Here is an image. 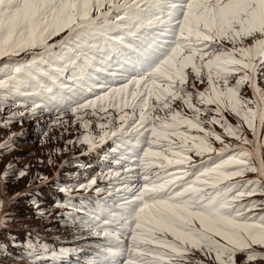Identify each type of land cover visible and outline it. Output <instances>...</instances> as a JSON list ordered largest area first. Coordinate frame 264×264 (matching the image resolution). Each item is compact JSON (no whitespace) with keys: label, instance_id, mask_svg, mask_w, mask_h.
<instances>
[{"label":"snow or ice","instance_id":"1","mask_svg":"<svg viewBox=\"0 0 264 264\" xmlns=\"http://www.w3.org/2000/svg\"><path fill=\"white\" fill-rule=\"evenodd\" d=\"M61 33L56 44L49 43ZM21 53L31 59H12ZM4 57L0 103L40 95L24 91L38 87L61 118L65 110L77 120L86 109L107 114L98 137H82L90 148L112 137L122 140L129 132L143 137L136 153L143 185L92 230L108 238V255L126 254L124 264H204L190 259L197 251L214 264H238V254H244L242 264L264 261V251H257L264 249V211H256L264 209V200L245 202L264 195V144L249 140L243 129L246 124L258 137L257 122L264 128V0H0ZM94 63L119 79V86L93 80L86 69ZM69 67L79 84L75 89L60 80ZM245 86L252 97L242 95ZM61 89L77 99L65 98ZM94 89L100 94L88 99ZM178 101L191 115L174 107ZM105 105L119 111L118 124ZM39 107L33 101L31 111ZM227 112L239 118L236 125ZM208 113L210 118L203 119ZM23 115L14 112L9 121ZM213 125L239 143L226 142ZM83 127L89 129L90 123ZM7 146V141L0 144ZM190 153L217 156L209 155V166L189 173L187 168L195 167ZM157 161L164 175L156 172L153 178L150 170ZM126 162L115 161L121 167ZM173 167L175 172L168 171ZM248 173L257 178H246ZM112 176L121 174L110 170L107 177ZM94 184L96 178L80 186ZM123 186L127 191L128 184ZM5 207L0 200V225L6 222ZM124 228L131 241L127 247L121 243Z\"/></svg>","mask_w":264,"mask_h":264},{"label":"rangeland","instance_id":"2","mask_svg":"<svg viewBox=\"0 0 264 264\" xmlns=\"http://www.w3.org/2000/svg\"><path fill=\"white\" fill-rule=\"evenodd\" d=\"M63 35L64 33L53 36L49 43L56 44ZM59 50L60 46L57 45L54 51ZM12 59L23 62L31 59V54L21 53ZM6 62L7 57L0 58V66ZM86 72L93 80H107L113 87H118L121 83L119 79L109 77L108 72L101 71L99 63H94ZM72 73L73 69L69 67L60 80L75 89L79 84L71 79ZM198 87L203 89L204 85ZM24 91L39 92L40 95H20L0 103V144L8 142L7 147H0V174L7 173L6 176L0 175V200L6 202L4 211L7 212L6 222L0 225V264H124L126 254L108 255V238L96 236L92 234V230L95 222L102 224L105 218H110V213L116 210L122 198L131 200L135 190L143 185L142 170L138 167L136 155L143 146V137L129 132L122 140L112 137L97 147L90 148L87 143L81 142L82 137L89 133L98 137L101 134L98 125L108 123L106 113L98 111L93 115L91 109H86L78 114L82 119L77 120L76 115L65 110L61 118L41 89L32 87ZM60 94L65 98L77 99L67 89H61ZM97 94H100V90L94 89L93 93L87 94V98L93 99ZM242 95L252 97V90L245 86ZM33 101L40 105L35 113L31 111ZM105 106L118 124L119 111ZM174 107L191 115L190 110L184 108L179 101ZM14 112H22L24 115L9 121ZM211 115L212 113H208L203 119H208ZM225 115L233 125L239 122V118L232 113L227 112ZM134 118L138 119V112ZM85 121L90 123L89 129L83 127ZM211 127L223 135L226 142L233 146L239 143L228 137L218 125ZM243 129L249 140L255 139L264 144V128L258 122V137L253 136L246 124ZM192 134L199 135L195 130ZM212 143L217 149L221 147L219 141L213 140ZM154 150L160 149L156 147ZM261 152L264 153V148ZM190 155L191 165L195 167H188L189 173L199 169L202 164L209 166V155L213 160L217 156L216 153ZM123 158L127 162L123 163V167L118 166L115 161ZM158 163L159 161L150 170L153 178L156 172L164 175V170L159 169ZM125 169L130 171L125 173ZM110 170L120 172V178H108L107 173ZM176 170L175 167L168 169L170 172ZM21 172L25 175L21 176ZM92 178H96V184L91 187L80 186L87 185ZM246 178L256 179L257 175L248 173ZM125 182L128 184L127 191L123 186ZM97 188L101 191L97 192ZM249 199L261 201L264 200V195L257 194L246 198L245 202ZM256 211L264 209L258 208ZM120 231L123 233L121 243L127 247L131 243L130 238H127L128 230L124 228ZM257 251L264 249L257 248ZM190 259L214 264L198 251ZM243 260L244 254H238V264H242ZM252 264H264V261H255Z\"/></svg>","mask_w":264,"mask_h":264},{"label":"crops","instance_id":"3","mask_svg":"<svg viewBox=\"0 0 264 264\" xmlns=\"http://www.w3.org/2000/svg\"><path fill=\"white\" fill-rule=\"evenodd\" d=\"M204 87H205V85H204Z\"/></svg>","mask_w":264,"mask_h":264}]
</instances>
